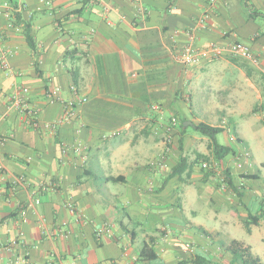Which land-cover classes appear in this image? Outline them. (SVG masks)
Instances as JSON below:
<instances>
[{
    "label": "crops",
    "instance_id": "1",
    "mask_svg": "<svg viewBox=\"0 0 264 264\" xmlns=\"http://www.w3.org/2000/svg\"><path fill=\"white\" fill-rule=\"evenodd\" d=\"M250 1L255 18L245 0H0V47L14 71L0 68V264L232 263L224 240L252 205L264 211V161L251 167L240 151L264 149V0ZM236 42L256 60L182 63L188 45ZM17 87L37 129L13 103ZM80 98L76 117L58 124ZM156 106L223 133L237 127L234 153L214 162L241 198L221 167L164 184L170 132ZM182 138L187 150L193 139ZM256 228L264 219L249 234Z\"/></svg>",
    "mask_w": 264,
    "mask_h": 264
},
{
    "label": "rangeland",
    "instance_id": "2",
    "mask_svg": "<svg viewBox=\"0 0 264 264\" xmlns=\"http://www.w3.org/2000/svg\"><path fill=\"white\" fill-rule=\"evenodd\" d=\"M187 105L190 107L191 103L187 102ZM193 110L198 113V110H196V109H193ZM173 112L174 111H164V110L161 111V109L157 110V113L161 114L162 117L164 118L166 125H170V120L173 119V118H176L177 120H180V121L187 119V122H190L192 124V125L189 126L187 132H188V135H190L192 137V139H193L192 141L193 142L191 143V146H189L187 150H186V147H184V144H183L184 150H183V153H182L181 150H180V139L183 136L180 133L181 129L180 128L179 129L176 128L177 132H175L174 135L172 136V138H169V140L167 142L168 143L167 148H169V153L171 152L170 173L172 171V168L178 164L181 154H184L188 158L189 162L191 164H193V171L195 172V175L196 176H203V179H204L205 170L202 168V164L206 163V162H211V163H213L214 161L217 162V160H215L213 155H211L210 147H209L210 146V141L205 142L204 140H200L199 139V138L204 137V136H202V134L198 130H196L194 128V126H193L194 124H197V121H196L197 118L196 117H194V116H185L184 113L178 115V114H174ZM230 131H231L230 133L229 132H225V133L219 134L217 136V140H218V142L221 145L232 147V148L235 149V148H237V146H235L232 143V142H234V140H232V139H235L236 134L240 133V132L237 129V127L235 128V126L234 127L231 126ZM245 137H246V134H245ZM240 151H241L243 156H245L246 154L249 155V158H247V162L251 164V167H253L255 165L254 162L264 161V149L261 148L257 144H253L252 141H251L249 147H247V146L246 147L245 146L241 147ZM205 158H207V159H205ZM220 167H221L222 177H226L224 175H225V171L227 169V165L220 166ZM183 178H185L187 183H188L189 180H191V178L190 177L188 178L187 175L183 176ZM195 180H196V178H195ZM160 182H161V180H160ZM164 183H165V181H164ZM223 184H224V181H219L218 187L219 186H220L219 188L223 187ZM194 185H195V187H198V188L201 187L199 180L198 181L196 180L194 182ZM240 189L243 190L244 187H240ZM173 190H176V189H173ZM194 190H195L194 192H197L196 191L197 189L194 188ZM202 190H203V192H210L209 189L203 188ZM176 191H174V192H176ZM205 203H206V199H204V204ZM257 207H258L257 203L252 205V208H253L251 210L252 215H255L254 211L259 209ZM207 208L208 207L206 206V208H203V209L207 210ZM200 222L203 223L204 226L207 227V228L211 227V224H207V223H209V219L204 218ZM240 224H244L243 225L244 228L242 230H238L239 232H238V234L236 236H234V238L226 237V239L224 241L225 242H229V241L232 242L233 239H236L239 242L245 241L246 244H251L252 245L253 254H258L261 257H263V254H264V243L260 240V238L264 235V231L262 229L259 230V229L256 228L254 234L250 235L249 232H248V229L245 226L246 222L245 221H240Z\"/></svg>",
    "mask_w": 264,
    "mask_h": 264
},
{
    "label": "trees",
    "instance_id": "3",
    "mask_svg": "<svg viewBox=\"0 0 264 264\" xmlns=\"http://www.w3.org/2000/svg\"><path fill=\"white\" fill-rule=\"evenodd\" d=\"M245 6L248 9L251 17L255 18L256 16L260 15L259 13H257V11L254 10V7L251 4L250 0H245ZM28 41L31 43V40L29 37H28ZM172 121L173 119L170 120V125H168L169 128H172L173 126ZM177 122H178L177 128L181 129L180 133L182 134V136H184L189 128V127H185V123L187 122V119L181 120V121L177 120ZM193 126L196 130H198L202 134V136L210 140L209 147L212 150L213 156L215 157L216 160H218V162L221 163L227 156L234 153L232 148L221 145L217 140V136L224 132L223 128L212 127L205 123H197V124H194ZM174 133H170L169 135L170 138H172ZM180 150L183 153V150H184L183 138L180 139ZM192 171H193V164H190L188 158L184 154H181L178 164L172 168V171L169 174V176L166 178L164 184H166L167 182H169L170 180L176 177L182 178L183 175L186 173H187L186 174L187 177L189 178L191 177ZM225 176H226V181L229 184L230 188L233 190L234 193L238 195L239 198H241L242 194L238 191V189L234 185L231 175L229 173V170L225 171ZM244 177L248 179H257L256 175H251V176L246 175ZM261 219H264V211L258 215L250 214L249 220L246 223V228L248 229V231H250V225H258ZM200 230L203 231L205 235H207L206 231L202 229ZM222 247H224L225 250H227L228 252L232 254L233 260L231 264H236L237 262H241L242 264H264L263 261L259 257L253 254L250 247H246L245 245L241 244L239 241H236V240L232 241L229 245H226L223 243ZM141 255L142 257L148 260H152L157 257L156 254L152 250H148V251L144 250ZM193 263L194 264H212L211 260L207 258H197L193 260Z\"/></svg>",
    "mask_w": 264,
    "mask_h": 264
},
{
    "label": "built area",
    "instance_id": "4",
    "mask_svg": "<svg viewBox=\"0 0 264 264\" xmlns=\"http://www.w3.org/2000/svg\"><path fill=\"white\" fill-rule=\"evenodd\" d=\"M14 11V9H12ZM3 42V38L0 36V45ZM0 68L4 70L7 74H14V71L12 70L9 62H8V56L7 53L0 47ZM224 55H230L233 58H240V59H246V60H253L254 58L250 48L246 46L245 44L236 42L232 44L228 48H223L218 45H211L208 48L204 50H197L193 45H188L182 52V63L186 66H195L200 64L201 60L203 58L211 57L213 59H218L223 57ZM28 94V90L23 87H17L16 93L14 96L13 103L16 107H18L21 111V114L26 116L28 120V124L31 125V127L37 129L39 127L38 119L35 116V111L32 105L30 104V101L26 97ZM56 95V93H54ZM85 100L78 99L77 101H70L66 105V112L64 119L59 121L58 124H61L63 121H70L73 120L76 117L75 109ZM154 110H160L159 106L154 107ZM172 128H169V132L171 133L173 130L177 128L178 122L175 118H173L172 121ZM78 150V148H77ZM249 158V155L246 154L244 156V159ZM242 166L241 164L239 165ZM202 168L206 171L215 170L219 171L220 166L217 163H211L206 162L202 164ZM36 204H39V201L36 202ZM104 231H98V235L103 233Z\"/></svg>",
    "mask_w": 264,
    "mask_h": 264
},
{
    "label": "water",
    "instance_id": "5",
    "mask_svg": "<svg viewBox=\"0 0 264 264\" xmlns=\"http://www.w3.org/2000/svg\"><path fill=\"white\" fill-rule=\"evenodd\" d=\"M190 125H192L190 122H186V123H185V127H188V126H190Z\"/></svg>",
    "mask_w": 264,
    "mask_h": 264
}]
</instances>
